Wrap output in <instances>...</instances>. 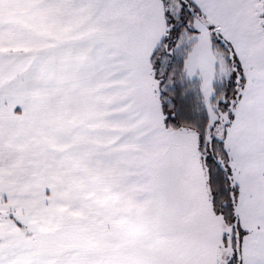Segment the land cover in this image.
Masks as SVG:
<instances>
[{
  "label": "crops",
  "instance_id": "0c3cea01",
  "mask_svg": "<svg viewBox=\"0 0 264 264\" xmlns=\"http://www.w3.org/2000/svg\"><path fill=\"white\" fill-rule=\"evenodd\" d=\"M261 3L226 0L238 55L262 45ZM138 31L135 0H0V204L3 189L12 191L16 212L58 227L61 209L78 204L92 219L155 162L158 179L193 182L187 159L191 153L192 168L202 169L198 144L189 148L186 134L156 116ZM248 90L231 130L241 124L243 140L264 145V89ZM178 164L181 173L171 174ZM0 224L7 252L0 264H63L58 240L49 245L55 252L34 253L31 234H20L24 226L13 215L0 213ZM15 247L33 253L10 261Z\"/></svg>",
  "mask_w": 264,
  "mask_h": 264
},
{
  "label": "rangeland",
  "instance_id": "374dc122",
  "mask_svg": "<svg viewBox=\"0 0 264 264\" xmlns=\"http://www.w3.org/2000/svg\"><path fill=\"white\" fill-rule=\"evenodd\" d=\"M194 1L202 9L205 19L195 23L199 32L198 40L186 61L185 71L188 78L200 81L204 103L211 116V125H214L218 119L212 107L214 86L227 81L233 72L227 56L221 51L211 49L214 36L211 28H218L220 37L232 45L233 31L226 0ZM261 1L256 13L262 45L250 55L238 56L239 65L243 68L242 75L247 82L241 90V100L246 98L247 94L243 92H249L248 89H264V0ZM135 2L139 13L136 42L141 65L151 85L154 107L158 108L156 116L163 117L159 101V82L151 68L150 59L167 33L166 12L177 16L181 5L175 0H170L168 7L161 0ZM240 103L235 109L231 127L236 116L241 123L244 109L240 108ZM221 130L222 128H218V132ZM176 132L190 138V141H186L189 148L198 144L194 133L183 130ZM228 136L230 138H227V143L229 141L230 146L227 150H231L230 154L232 152L234 159L233 184L239 190L236 202L239 229L236 234L234 228L227 226L214 212L207 183L208 175L200 153L202 169L198 172L195 167L192 168L194 159L191 153L187 159V171L194 175L193 182H166L165 178L158 179L160 172L156 171L155 162L153 168L148 167L149 170L143 172L140 182H130L129 191L119 202H112L106 207L97 206L93 211L94 216L91 215L92 219L83 206L73 204L61 209L64 217L58 227H54L52 220H49L48 226L43 227L39 220L28 219L19 211L16 212L17 204L12 203L15 201L12 191L5 189L2 194L6 196V201L0 204V213L13 215L23 224L24 228L19 229L20 234H31L33 251L41 249L53 253L54 246L49 245L58 240L62 244L60 252L64 255L63 264H229L236 255L241 264H264V145L252 142V138L243 140L241 124L235 131H229ZM154 159L156 160L155 157ZM175 166L177 169L175 167L171 174L179 175L180 165ZM72 210L75 211L74 219ZM44 222L48 223L41 219V223ZM9 224L13 226L14 223L9 221ZM3 227L5 225L0 224V229ZM7 236L2 234V238ZM224 236H229L230 239L227 246L223 243ZM234 238L241 240L238 253L233 246ZM5 244L2 242L1 245L5 247ZM73 247L79 250L72 251ZM11 251L13 252L9 253V260L16 263H23L26 255L33 253H27L18 247ZM74 252L81 259L74 258ZM5 253L6 249L4 251L1 248L0 255Z\"/></svg>",
  "mask_w": 264,
  "mask_h": 264
},
{
  "label": "trees",
  "instance_id": "16d2710c",
  "mask_svg": "<svg viewBox=\"0 0 264 264\" xmlns=\"http://www.w3.org/2000/svg\"><path fill=\"white\" fill-rule=\"evenodd\" d=\"M166 7L170 0H161ZM181 5L177 16L166 12L167 33L151 55L150 65L159 82V101L166 129L189 131L198 139V151L208 175V186L214 212L224 223L239 229L236 216V202L239 196L233 184V174L227 138L234 119V112L241 100V90L247 83L239 65L234 46L220 37L218 28H211L213 39L211 49L227 56L233 75L223 83H216L212 107L218 119L211 125V116L204 103L201 84L186 75L185 66L198 37L196 22L205 19L200 6L194 0H175ZM216 36V37H215ZM218 128H222L218 132ZM229 236H224V245H229ZM241 240L234 238L238 253ZM229 264H241L236 255Z\"/></svg>",
  "mask_w": 264,
  "mask_h": 264
}]
</instances>
